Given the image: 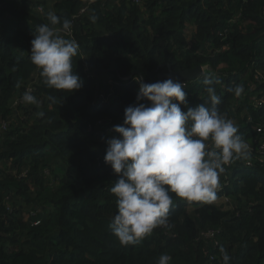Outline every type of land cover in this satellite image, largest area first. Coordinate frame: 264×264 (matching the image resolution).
Returning a JSON list of instances; mask_svg holds the SVG:
<instances>
[{"label": "trees", "instance_id": "obj_1", "mask_svg": "<svg viewBox=\"0 0 264 264\" xmlns=\"http://www.w3.org/2000/svg\"><path fill=\"white\" fill-rule=\"evenodd\" d=\"M49 12L56 28L71 21L60 34L79 45L73 71L83 87L74 93L48 88L30 60ZM168 65L206 69L185 81L190 107L210 106L203 80L214 74L218 110L245 142L256 138L264 0H0V264H157L161 254L170 264H223L221 247L230 264H264V159L251 152L220 174L226 198L217 191L208 205L170 193L168 226L134 245L110 228L119 177L104 161L107 141L138 103L141 75L155 83ZM132 71L140 75L125 80ZM237 85L239 97L229 91ZM27 90L38 104L22 100Z\"/></svg>", "mask_w": 264, "mask_h": 264}, {"label": "clouds", "instance_id": "obj_2", "mask_svg": "<svg viewBox=\"0 0 264 264\" xmlns=\"http://www.w3.org/2000/svg\"><path fill=\"white\" fill-rule=\"evenodd\" d=\"M48 20L51 26L41 24L35 29L30 60L48 88L74 93L83 87L73 71L79 45L60 34L70 32L71 21L63 19L61 29L54 27L61 24L55 13L49 12ZM180 81L171 76L155 83L141 80L138 103L126 107L123 126L113 129L118 137L107 141L105 163L119 177L110 189L118 206L110 228L122 245H134L154 229L168 226L173 205L170 193L188 201L215 203L225 166L250 156L238 127L218 110L221 100L215 85L220 81L215 75H205L203 80L210 106H188ZM229 91L239 97L244 89L237 85ZM145 99L150 103L139 102ZM22 100L39 103L31 90L24 92ZM224 189L225 185L221 195ZM220 252L223 264H230L227 250L221 247ZM171 260L170 255L161 254L157 264Z\"/></svg>", "mask_w": 264, "mask_h": 264}, {"label": "built area", "instance_id": "obj_3", "mask_svg": "<svg viewBox=\"0 0 264 264\" xmlns=\"http://www.w3.org/2000/svg\"><path fill=\"white\" fill-rule=\"evenodd\" d=\"M205 69V68H204ZM181 82V81H180ZM181 83L184 84V86H186V82L182 81ZM255 102L257 103V105L259 107H264V96L261 97H254ZM5 125V124H4ZM255 133L257 135L256 138L252 139L251 141H246V143H248L249 147H250V152L254 154V156H259V158L263 159L264 158V125H257L255 127ZM256 145V148L254 149L253 145ZM254 151V152H253ZM105 161V160H104ZM246 165L248 167H253L255 165L253 160H247L246 161ZM226 166H230L226 165ZM4 170L3 165L0 163V176L2 175ZM219 188L218 191H221L223 189V185H229V182L227 183H223V184H219ZM222 196L224 198H226V194L223 193Z\"/></svg>", "mask_w": 264, "mask_h": 264}, {"label": "water", "instance_id": "obj_4", "mask_svg": "<svg viewBox=\"0 0 264 264\" xmlns=\"http://www.w3.org/2000/svg\"><path fill=\"white\" fill-rule=\"evenodd\" d=\"M205 73V69L202 66H196L192 69H186V70H173L168 65V70L160 72L158 75V81H163L165 79H168L170 76L176 79H179L181 81H192L201 75ZM139 74L138 71H132L130 74H128L124 79H131L135 75ZM140 75V74H139ZM141 80L144 83H147L145 78L141 75Z\"/></svg>", "mask_w": 264, "mask_h": 264}, {"label": "rangeland", "instance_id": "obj_5", "mask_svg": "<svg viewBox=\"0 0 264 264\" xmlns=\"http://www.w3.org/2000/svg\"><path fill=\"white\" fill-rule=\"evenodd\" d=\"M264 159V158H263ZM220 177V176H219Z\"/></svg>", "mask_w": 264, "mask_h": 264}]
</instances>
